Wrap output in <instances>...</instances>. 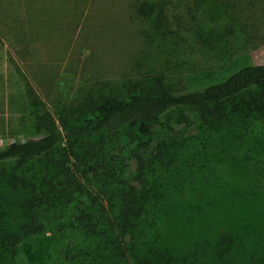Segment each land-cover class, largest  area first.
Segmentation results:
<instances>
[{"label":"rangeland","instance_id":"1","mask_svg":"<svg viewBox=\"0 0 264 264\" xmlns=\"http://www.w3.org/2000/svg\"><path fill=\"white\" fill-rule=\"evenodd\" d=\"M148 1L165 5L164 35L158 34L153 20L136 16L135 0H0V61L6 68L1 76L0 149L14 141L37 140L45 125L59 127L58 118L78 104L122 96L126 86L144 79H160L178 91L201 90L242 67L264 64V0ZM182 115L173 113L174 126L164 122L154 128V142L179 141V133H188ZM233 133L205 127L191 133L205 139L185 141L178 150L183 160L162 169L160 176L147 174L144 179L167 188L169 203L194 206L189 214L167 217L161 231L164 241L183 235L190 246L198 247L186 264H223L201 252L203 241L213 245L219 240L218 232L207 236L202 230L208 218L202 216L209 203L205 200L221 195V200L234 201L230 189L249 186L258 193L247 203L264 208V165L255 168L264 164V155L254 157ZM236 135L246 133L238 130ZM118 141L120 137L109 140L97 154L95 160L104 168L96 174L75 168L74 158L64 161L86 190L69 199L57 200L60 196L52 192L62 183L55 177L63 161L58 154L0 164V237L18 233L30 219L44 229L19 243L13 264H123L113 250L115 236L109 233L119 203L111 198L118 195L117 186H138V168L146 166L149 151L127 147L131 158L120 156ZM195 149L201 156L191 159ZM59 150L68 153L65 146ZM81 213L91 220L78 222ZM188 222L195 225L183 234ZM102 233L109 240H103Z\"/></svg>","mask_w":264,"mask_h":264},{"label":"trees","instance_id":"2","mask_svg":"<svg viewBox=\"0 0 264 264\" xmlns=\"http://www.w3.org/2000/svg\"><path fill=\"white\" fill-rule=\"evenodd\" d=\"M133 8L137 17L153 20L158 34L166 33L167 15L163 2L135 0ZM176 111H183L184 129L188 133H179V137H182L179 141L155 143L153 129L164 122L174 126L172 115ZM58 123L59 127L54 123L51 126L45 125L42 136L37 140L20 144L14 141L0 149V164L14 160L20 163L38 161L58 154L63 161L59 163L55 177L62 183L57 191L52 187V192L60 196L58 200L61 196L69 199L75 193H86L84 186L64 161L70 163V158H74L78 163L75 168L80 166L87 173L96 174L104 168L95 160L97 154L102 153V147L114 137H120L121 140L118 141L123 150L120 156L131 158L132 152L125 151L127 147L133 150L141 147L143 154L149 151L146 166L138 168V186H117L115 194L118 195L111 198H118L119 201L117 210L112 211L113 223L109 225V233L115 236L116 246L113 250L123 264H160L165 260L168 263L186 264V260L194 257L198 247L190 246L187 235L185 238H182L183 235H174L166 238L168 242L164 241L161 231L167 217L189 214L194 206L169 203L167 188L144 179L147 174L160 176L162 169L171 168L183 160V154L178 150L184 147L185 141L194 138L203 141L205 137L190 134L199 133L204 127L235 132V141L246 144L254 157L263 156L264 64L242 67L225 80L201 90L178 91L167 87L160 79H144L126 86L122 96H109L97 103L90 100L78 104L66 115L60 116ZM238 130L246 135L237 136ZM61 146L67 147L68 153L61 154ZM202 148L204 152L206 145ZM199 156L200 151L195 149L191 159ZM191 159H185L187 166ZM262 165L257 163L255 168L262 170ZM243 188L230 189L234 201H230V198L227 201L221 200V195L211 199L212 202L201 198L209 202L202 212V216H208L203 221L202 230L207 236L218 232L219 239L213 245L203 241L200 246L207 252L203 249L201 252L219 259L223 264H264V257H258L262 253L261 245H264V242L260 243L264 238L263 204H248V197L251 195L254 198V192L257 191L249 186ZM90 220V216L85 213H81L78 218L81 224ZM192 225L195 223H186L183 234H188ZM20 229L18 233H6L0 237V264H13L19 243L44 230L33 219H30L29 225ZM91 234H95V231ZM102 239L109 240L104 233ZM181 240L184 246H180ZM174 257L177 260H173Z\"/></svg>","mask_w":264,"mask_h":264},{"label":"crops","instance_id":"3","mask_svg":"<svg viewBox=\"0 0 264 264\" xmlns=\"http://www.w3.org/2000/svg\"><path fill=\"white\" fill-rule=\"evenodd\" d=\"M5 69L3 67H1V61H0V91H2L3 90V87H4V81L1 78V76L4 74Z\"/></svg>","mask_w":264,"mask_h":264},{"label":"water","instance_id":"4","mask_svg":"<svg viewBox=\"0 0 264 264\" xmlns=\"http://www.w3.org/2000/svg\"><path fill=\"white\" fill-rule=\"evenodd\" d=\"M24 141H17L16 144H20V143H23Z\"/></svg>","mask_w":264,"mask_h":264},{"label":"built area","instance_id":"5","mask_svg":"<svg viewBox=\"0 0 264 264\" xmlns=\"http://www.w3.org/2000/svg\"><path fill=\"white\" fill-rule=\"evenodd\" d=\"M1 141H2V140L0 139V144H1Z\"/></svg>","mask_w":264,"mask_h":264}]
</instances>
